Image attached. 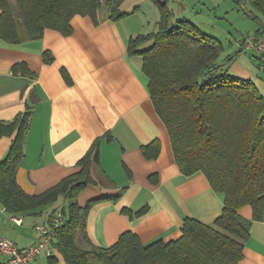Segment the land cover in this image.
Returning <instances> with one entry per match:
<instances>
[{"label": "trees", "instance_id": "1", "mask_svg": "<svg viewBox=\"0 0 264 264\" xmlns=\"http://www.w3.org/2000/svg\"><path fill=\"white\" fill-rule=\"evenodd\" d=\"M122 1L0 0V38L17 43L40 38L46 29L66 36L76 15L97 23L105 13L116 21L130 13L120 9ZM149 1L159 11L156 30L131 36L127 53L142 57L150 99L167 129L181 173H203L213 190L222 195L219 215L212 223L183 218L181 235L167 242L159 238L141 243L136 234L126 230L107 247L93 244L85 232L88 210L103 199L116 201L123 190L110 197H93L84 205L76 200L81 191L97 184L91 171L100 168L102 138L94 139L77 160L76 171L40 194H29L18 184L16 174L24 158L30 107L10 121H0V136H14L0 160V205L9 214L22 217H38L52 207L49 221L58 208L57 201L66 200L53 240L54 251L64 264H237L251 220H260L264 210V97L252 79L233 75L225 67V61L229 63L233 57L219 60L223 45L217 37L187 18L174 19L169 0ZM243 1L253 10L246 15L260 23L264 0ZM260 24L253 33L257 38L264 33V24ZM239 47V51H251ZM254 54L264 57V52ZM43 60L52 61L49 52L43 53ZM12 71L34 76L24 63H15ZM61 74L71 84L65 68ZM160 146L155 138L140 150L146 159H154ZM244 206L251 208V220L240 215ZM145 210L123 212L139 216ZM49 257L53 260L54 254Z\"/></svg>", "mask_w": 264, "mask_h": 264}, {"label": "crops", "instance_id": "2", "mask_svg": "<svg viewBox=\"0 0 264 264\" xmlns=\"http://www.w3.org/2000/svg\"><path fill=\"white\" fill-rule=\"evenodd\" d=\"M144 1L123 0L120 9L130 13L116 21L105 13L97 23L88 16L76 15L66 36L46 29L40 38L17 43L0 38V121H10L31 108L24 158L16 174L23 190L40 194L70 175L93 140L102 138L100 168L91 171L97 184L89 187L90 192L99 193L94 197H110L123 190L116 201L100 200L87 212L86 235L100 247L113 244L126 230L136 234L141 243L159 238L175 240L181 235L183 218L212 223L223 206L222 195L213 190L203 173H181L167 129L150 99L142 57L127 53L129 38L142 31L136 16ZM172 12L174 19L187 18L201 25L186 9ZM152 17L156 30L159 18L156 14ZM260 37L264 39V33ZM44 52L52 56L50 63L44 62ZM15 63H24L34 76L14 73ZM61 68L66 69L71 84L63 79ZM228 69L253 79L252 71L234 60ZM13 137L0 136V160ZM155 138L161 145L159 155L146 159L140 147ZM144 207L145 212L139 216L123 212L129 209L133 213ZM52 211L51 207L41 216L22 217L9 214L0 205V237H8L24 248L36 240L37 234L32 233V239L23 244L19 242L22 236L26 234L24 238L28 239L29 228L46 221ZM239 213L252 219L249 206ZM15 229L19 235L14 236ZM52 254L53 260L47 257L48 263L64 264L57 251ZM237 264H264V210L260 220H251Z\"/></svg>", "mask_w": 264, "mask_h": 264}, {"label": "rangeland", "instance_id": "3", "mask_svg": "<svg viewBox=\"0 0 264 264\" xmlns=\"http://www.w3.org/2000/svg\"><path fill=\"white\" fill-rule=\"evenodd\" d=\"M169 7L173 11L178 9H186L192 16L196 17L201 25L200 28L215 37H217L222 45L223 50L219 56V60L225 59L227 56L233 57L232 61H225V67L228 68L231 62L236 61L237 64L244 68L252 71L253 83L260 89V92L264 94V59L255 55L251 51H239L240 45L239 41L245 36H252L257 28L261 27V22L264 24V18L260 16V23L255 19H251L246 14L253 10L250 5L243 0H169ZM138 17L140 19V28H142L141 33H147L154 31V23L152 16L156 14L159 18V11L157 7L149 0H145L143 4L139 7ZM152 10V12H151ZM152 17V18H151ZM195 23V22H194ZM233 75H236L234 71H229ZM81 191L80 197L76 198L78 204L84 205L88 199L93 198L96 194L95 192H90L89 187ZM89 189V190H87ZM79 193V194H80ZM84 193V194H83ZM78 194V195H79ZM83 194V195H82ZM85 196V197H84ZM89 196H92L89 198ZM86 198V199H85ZM56 207H62L64 210L67 207L66 200H58ZM51 207H48L45 211H48ZM31 227V226H30ZM30 229V237L28 239L24 238L27 235L24 234L22 239L19 241L21 244L31 240L32 233L35 235L38 233L33 229ZM19 235L18 230H14ZM51 256V255H50ZM47 255L41 252L37 255V264H59L58 262L48 263Z\"/></svg>", "mask_w": 264, "mask_h": 264}, {"label": "built area", "instance_id": "4", "mask_svg": "<svg viewBox=\"0 0 264 264\" xmlns=\"http://www.w3.org/2000/svg\"><path fill=\"white\" fill-rule=\"evenodd\" d=\"M243 49L251 50L261 55L264 52V39L255 36H245L240 41ZM16 220V219H14ZM63 220L60 207L54 210L49 221L36 223L33 229L38 233V238L30 245L21 248L8 237H0V255L4 257V264H36L35 259L41 252L52 255L54 251L53 240L56 229Z\"/></svg>", "mask_w": 264, "mask_h": 264}]
</instances>
